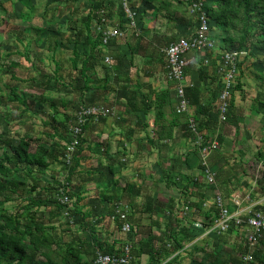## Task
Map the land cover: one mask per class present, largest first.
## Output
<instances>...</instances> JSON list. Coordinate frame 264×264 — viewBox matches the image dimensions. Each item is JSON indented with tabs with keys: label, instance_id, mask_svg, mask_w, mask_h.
<instances>
[{
	"label": "crops",
	"instance_id": "obj_1",
	"mask_svg": "<svg viewBox=\"0 0 264 264\" xmlns=\"http://www.w3.org/2000/svg\"><path fill=\"white\" fill-rule=\"evenodd\" d=\"M64 1L70 12L69 25L75 26L78 19L74 13L85 11L81 22L84 28L77 34L80 37L69 35L70 40L75 38L71 42L70 59L75 78H79V69L91 53L88 22L94 37L106 24L123 31L108 44L102 42L97 55L88 62V73H94L99 80L81 94L92 102L90 104L104 105L114 112L90 120L91 129L96 133L83 135L80 165L77 172H69V186L74 187L76 195L80 194L81 209L83 206L91 210V202H95V207L103 203L108 208L104 211L102 226H112L110 243L118 250L126 233L121 229L122 224L114 228L117 221L112 202L127 205L131 223L138 227L134 232V260L141 264H220L214 254L215 238L228 232H209L193 223L210 224L215 216L213 201L217 193L225 199L233 193L249 195V205H260L263 200L264 208V42L255 45L254 38L253 44L248 43L243 48L246 53L239 59L237 83L223 119L219 109L223 82L219 64L226 49L221 47L220 32L214 26L212 37L216 46L203 52L187 53L190 62L183 85L189 104L187 111L178 113V82L167 78L164 50L171 41L193 33L197 27V18L189 11L186 0H182L184 4H177L176 0H129L138 10L135 26L123 13L122 0ZM89 16H97L99 20H89ZM32 18L22 17L24 23L29 24ZM17 51L14 46L7 54L12 56ZM29 52L28 48L23 51L34 66ZM106 56L111 57L110 63L105 61ZM81 85L79 87L83 88L84 77ZM191 118L196 121V131L189 128ZM103 120L105 125L101 123ZM196 139L202 144L214 140L219 143L208 160L215 174V184L210 185L206 179ZM97 142L101 146L95 155L91 147ZM79 169H82V179L77 181ZM100 173L103 177L97 176ZM115 180L118 183L115 184ZM114 185L111 192L114 198L103 200L101 192ZM182 185L189 194L178 193L176 186ZM76 188L81 193L76 192ZM200 191L204 193L201 208L198 207L200 196L194 194ZM173 199L180 203L177 212L181 220L177 222L169 221L170 215L176 213L170 207ZM242 205L248 204L244 201ZM174 232L183 236V246L171 252L169 234ZM232 232L235 237L239 234L244 238L241 253L231 259L232 264H241L242 253H250L254 259V251H257L256 254L264 257V238L249 249L245 245L244 231ZM117 237L122 239V244Z\"/></svg>",
	"mask_w": 264,
	"mask_h": 264
},
{
	"label": "rangeland",
	"instance_id": "obj_2",
	"mask_svg": "<svg viewBox=\"0 0 264 264\" xmlns=\"http://www.w3.org/2000/svg\"><path fill=\"white\" fill-rule=\"evenodd\" d=\"M27 2L32 5L33 10H31V6L27 5ZM29 10L33 14L30 24L28 22L24 23L22 19V13ZM82 12L74 13L78 16V19L75 20V26H73L69 25L70 18L68 16L70 12H67L64 0H0V86L3 88L0 102V138H11L16 142L21 135L26 133H52L55 135V138L51 139L54 146H52L53 151L50 156L51 164L49 168L41 173V179L34 181L32 178H26V180L30 184L31 182L38 184L36 190L33 191L34 195L48 197V206H41L40 209L44 212L43 216L46 223L50 225V231L60 241L68 242L76 237L83 241L93 242V246L96 245L97 247L100 243L105 247L110 243L111 229H113L112 226L108 228H105V225L102 226L104 211L108 208L103 203L95 207L93 205L95 202H91V210L83 209L82 206L81 212L72 213L71 211L74 209L76 202L75 196L70 197L72 203L65 206L58 200L61 192L58 194L56 190L52 189V186L59 187V183L70 185L67 184L70 177L69 166L73 164L74 160L71 164H67L64 155H62V153H65L62 145L68 139L70 128L75 123V112L78 106L82 102L92 103L81 94L82 91L79 86H82V77L75 78L70 60L73 54L71 42L80 37L77 36V33L84 28L81 22L85 11ZM116 13L120 15L119 10ZM69 35H74L75 38L70 40ZM14 46H17L21 54L14 52L12 56H9L7 51L14 48ZM26 48L30 50L29 55L35 63L34 66H31L30 58H25L27 55H24L23 51H26ZM29 66L30 70L28 72ZM12 72L17 76L16 78L11 76ZM76 76H78V72H76ZM73 80L74 82H72ZM9 84L27 101L39 97L35 108L24 110L23 104L13 100V94L7 86ZM54 101L61 110V115L57 120H53V109L50 106V103ZM60 117H66L64 126L60 122ZM101 123L106 124L105 120ZM55 125L58 127V132L54 133L53 127ZM91 127L89 120V125L84 129L83 135L85 133H96ZM3 145L4 142L0 139V153L3 151ZM95 145V147H91L93 149L92 153L98 155L97 148L101 145H98V142ZM127 162L129 163V161ZM100 171L102 172V170L98 172ZM81 172L82 169H79L78 178H75V180L82 179ZM94 172H92L93 176ZM97 176L103 177V174L100 173ZM24 177L22 172L17 174L18 179H24ZM63 190L66 192L68 189ZM79 190L76 188V192H80ZM176 190L178 193L189 194V191L183 185L176 186ZM174 196L177 199V194H174ZM3 197L5 198V195ZM25 202L24 197L12 194L11 197L6 199L4 205L9 211H17L21 204ZM179 204L175 199L172 200L170 207L176 213L170 215L169 221L177 222V220H181L177 212ZM79 205L81 204L79 203ZM117 224L118 222H116L114 228ZM93 234L99 236V240H93ZM127 238L128 235L124 234L123 241L120 237H117V240L120 241V244H122L121 241L124 244ZM135 240L132 241L133 246H135ZM215 241L214 254L216 258L218 257L217 262L232 264L231 259L238 257L241 253L240 245L243 246L244 238L239 234L235 237L231 231L217 236ZM92 256V252H90L89 258ZM136 264L141 263L140 261L138 263L137 260Z\"/></svg>",
	"mask_w": 264,
	"mask_h": 264
},
{
	"label": "trees",
	"instance_id": "obj_3",
	"mask_svg": "<svg viewBox=\"0 0 264 264\" xmlns=\"http://www.w3.org/2000/svg\"><path fill=\"white\" fill-rule=\"evenodd\" d=\"M208 1V15L213 27L216 26L220 32L218 39L222 48L230 49L236 46L242 49L245 48V45L248 43L253 44L254 38L257 40L254 43L255 45L264 42V0H206V2ZM176 2L177 4H184L182 0H176ZM169 4L172 3L169 2ZM27 5L31 6V10H33L30 3L27 2ZM131 6L137 10L132 4ZM94 15L96 14L94 13ZM32 16L33 14L30 10L22 13L24 19H31ZM93 19L96 21L99 20L97 16L89 18V20ZM86 27L89 34L88 41L91 46V53L85 59L87 61H83L84 66L79 69V76L84 77V86L83 88L80 87L81 91L89 90L94 85L95 81L99 80L94 73H88L90 70L88 62L93 56L97 55V48L103 44L102 28L94 37V30L91 23L88 22ZM94 28L96 29L97 27L95 26ZM80 32L81 31L77 34H80ZM77 56L79 57L78 54ZM77 59L74 61L76 67L78 66ZM11 76L13 78L17 77L14 72H12ZM7 86L13 94V100H17L23 104L24 110L35 108L39 97L27 101L26 98L20 96L14 87L10 84ZM2 91L3 88L0 86V102ZM50 106L53 109V120H57L61 115V110L55 101L51 102ZM66 117H60V122L63 126L66 124ZM88 124L89 122L85 125V128ZM53 128L54 133L58 132V127L56 125ZM54 138L55 135L52 133H26L21 135L16 142L11 138H0L1 141L3 140L4 142L3 151L0 153V264H95L94 259L98 249L105 252L116 251L115 246L111 243H108L105 247L98 243L96 247V245H92L93 242L83 241L76 237L68 242H62L50 231V225L46 223V219L43 216L44 212L40 209L41 206H48L49 199L47 196L34 195L33 191L36 190L38 184L33 182L30 184L26 178H32L34 181L36 179L39 180L41 179V173L49 168L51 164L50 156L53 151L52 146H54L51 139ZM69 139L66 141H70ZM84 140L83 136L80 137V143L77 148L78 151L76 155L73 156L74 162L69 166L70 172H74L77 166L80 165L79 154L83 150ZM62 147L65 150V144H63ZM64 154L65 153H62V155ZM20 172L25 176L24 179L17 178V174ZM69 182L70 180L68 179L67 184H69ZM114 183H118V180H115ZM194 183L197 185V181H194ZM62 187H64L63 189H68L66 193L69 197L77 196L74 209H72L71 212H81V207L79 205L81 197L79 193L76 195L73 186L70 187L69 185L59 183V187L52 186V189L56 190L59 194ZM114 189L115 185L102 191L100 195L101 198L103 200H111L114 198L111 194ZM12 194H17V196L26 199V202L21 204L17 211H9L4 205L6 199L11 197ZM194 194L200 196L198 207L201 208L204 202V193L200 191ZM4 195L5 198L3 197ZM117 202H112V206L113 209H115L113 211V213L116 214L115 220L120 227L122 222L115 208ZM128 219L131 222L129 215ZM133 229L128 235L131 242L135 240L134 232H136L138 227L133 225ZM180 234L181 233L177 232L170 234L171 252H175L178 248L183 246V236ZM92 236L93 240H99V236L95 234ZM90 252H92L93 255L91 258H89ZM256 252L257 251H254V259L250 262H244L240 256V263L264 264V257L261 254H256ZM136 262L135 259L134 263L136 264Z\"/></svg>",
	"mask_w": 264,
	"mask_h": 264
},
{
	"label": "built area",
	"instance_id": "obj_4",
	"mask_svg": "<svg viewBox=\"0 0 264 264\" xmlns=\"http://www.w3.org/2000/svg\"><path fill=\"white\" fill-rule=\"evenodd\" d=\"M188 9L192 15L197 18V27L195 31L189 35H181L171 41L165 48L167 78L170 81H177V105L176 112L182 113L187 111L189 100L186 96L185 86L183 81L186 78V69L190 59L187 57L189 51L203 52L212 49L216 46V40L212 37L213 24L208 15L206 0H186ZM122 9L129 23L136 25L138 12L131 6L129 0H122ZM106 21V20H105ZM102 28V27H101ZM123 34V31L118 28H110L107 24L102 28V42L108 44L113 38ZM245 49L233 47L223 51L219 64V70L222 74V86L219 93V109L221 118L225 119V115L230 107V98L233 94L237 83V75L239 71V59L245 54ZM105 61L111 62V57L106 56ZM113 109L99 104L82 103L78 106L75 113V123L71 126V131L68 139L65 142L64 160L67 164H71L73 156L77 151L80 143V137L84 133L85 125L92 118L105 117L113 113ZM196 121L190 119L189 128L196 131ZM196 144L199 145L201 154V164L204 167V173L208 183L215 184L216 178L214 171L209 165V157L214 150L219 147L218 141L214 140L206 144H202L199 139H196ZM59 201L65 205L72 203L69 195L61 189L58 197ZM249 195L238 193L231 194L227 199L221 193L214 196V212L215 216L209 225L202 221H195L193 224L198 228H205L207 231H216L217 233H225L235 229L244 231L245 245L251 249L255 247L264 238V208L263 200L260 205H249ZM248 205H242L243 202ZM237 206V209L234 206ZM116 213L122 222L121 229L129 235L132 230V223L128 219V207L122 202L115 204ZM192 226V225H191ZM170 245V243H169ZM133 244L129 238L121 246L120 249L114 252H105L98 249L96 251L95 264H133L134 263ZM244 262L253 260L250 253H245L242 256Z\"/></svg>",
	"mask_w": 264,
	"mask_h": 264
}]
</instances>
